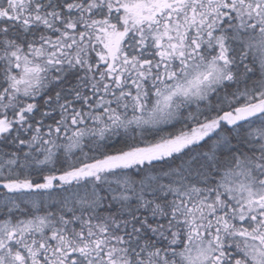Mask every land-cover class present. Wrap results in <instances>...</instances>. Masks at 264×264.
<instances>
[{
    "label": "snow or ice",
    "instance_id": "snow-or-ice-1",
    "mask_svg": "<svg viewBox=\"0 0 264 264\" xmlns=\"http://www.w3.org/2000/svg\"><path fill=\"white\" fill-rule=\"evenodd\" d=\"M0 264H264V0H0Z\"/></svg>",
    "mask_w": 264,
    "mask_h": 264
}]
</instances>
